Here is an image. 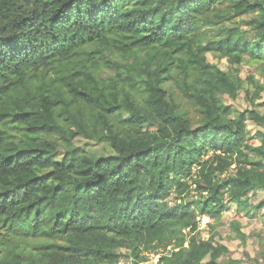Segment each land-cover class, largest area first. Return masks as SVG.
<instances>
[{"label":"trees","instance_id":"obj_1","mask_svg":"<svg viewBox=\"0 0 264 264\" xmlns=\"http://www.w3.org/2000/svg\"><path fill=\"white\" fill-rule=\"evenodd\" d=\"M249 61H264V0H0V264H240L215 224L229 204L264 208L247 203L264 190V112L220 97L261 98L233 68ZM191 185L203 199L176 204Z\"/></svg>","mask_w":264,"mask_h":264},{"label":"rangeland","instance_id":"obj_2","mask_svg":"<svg viewBox=\"0 0 264 264\" xmlns=\"http://www.w3.org/2000/svg\"><path fill=\"white\" fill-rule=\"evenodd\" d=\"M208 60L222 70H229L230 66L225 58H221L220 56L214 54H208ZM233 68H236L234 70L239 73L242 79H244L246 75L251 74L264 86V61L242 62L241 65H234ZM112 75L113 72L107 69H102L99 72V76L104 79H109ZM220 98L224 104L231 106L234 112H241L246 108H256L257 110H260V112H264V106L258 105L264 100V91L261 93V98H256L253 104L247 100L243 89L239 90L238 96L235 100L230 99L226 95H222ZM190 112H192V110ZM123 116L128 117V114L124 113ZM247 128L249 131L250 144L253 146L259 145L255 134L256 131L260 129L251 121L247 122ZM148 129L153 128L148 127ZM19 138L18 134L13 137V139L17 142L19 141ZM38 140L54 141L57 145L56 158L58 160L61 159L65 147L62 145L60 139L55 136L46 137L45 135H38ZM72 142L75 147H81L85 151L95 153L97 156L108 155L111 153L109 147L105 143L87 140L82 136H76ZM61 186L71 188L68 184H61ZM247 197V203L249 205H256L261 200H264V190L257 191L255 193L249 192ZM202 199L203 196L194 192V185H191V190L188 193L186 192L181 198H176V200L182 201H199ZM168 200L174 204L175 197L170 196ZM227 200L228 199L226 198L225 202ZM178 203L180 202H177L176 204ZM198 221L201 226L199 228L201 231L200 235L203 238H207L209 230L207 222H209V219L206 216H199ZM215 226L221 237L220 243L224 244L228 249L227 253L222 256V259L225 261L232 259L238 260L240 264H264V208L260 210H252L251 208H248L237 213L235 211V204H229L228 209L222 214L221 222L215 224ZM41 241L42 239L34 241L30 240V244L34 246L36 243ZM120 251H122V249ZM141 255L144 259L140 264H160L157 254L145 251ZM132 261L133 260L130 259V257L121 255L116 264H132Z\"/></svg>","mask_w":264,"mask_h":264},{"label":"built area","instance_id":"obj_3","mask_svg":"<svg viewBox=\"0 0 264 264\" xmlns=\"http://www.w3.org/2000/svg\"><path fill=\"white\" fill-rule=\"evenodd\" d=\"M178 202H179V200H178ZM169 204H172V203L169 201ZM199 227H201L200 224H199Z\"/></svg>","mask_w":264,"mask_h":264}]
</instances>
